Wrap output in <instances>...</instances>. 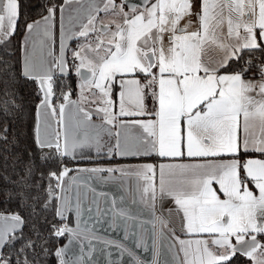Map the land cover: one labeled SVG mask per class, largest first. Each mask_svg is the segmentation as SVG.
I'll list each match as a JSON object with an SVG mask.
<instances>
[{"label": "snow or ice", "instance_id": "1", "mask_svg": "<svg viewBox=\"0 0 264 264\" xmlns=\"http://www.w3.org/2000/svg\"><path fill=\"white\" fill-rule=\"evenodd\" d=\"M45 10L27 22L19 0H0V44L23 24L22 74L40 95L35 142L61 165L49 173L56 188L73 171L65 158L93 146L99 155L107 133L116 140L109 157L169 161L131 174L153 207L170 199L181 214L182 264H264V159L251 155L264 157V0H50ZM73 77L75 90L65 83ZM47 195L44 208L62 199L51 184ZM56 215L66 220L61 207ZM0 221L2 249L24 219ZM167 226L161 220V235ZM65 233L76 235L53 225L54 236Z\"/></svg>", "mask_w": 264, "mask_h": 264}, {"label": "trees", "instance_id": "2", "mask_svg": "<svg viewBox=\"0 0 264 264\" xmlns=\"http://www.w3.org/2000/svg\"><path fill=\"white\" fill-rule=\"evenodd\" d=\"M19 3L21 19L31 22L46 14L50 0ZM24 34L21 24L16 35L0 44V213L19 214L24 219L17 232L19 238L7 244L0 257L9 259L11 264H23L25 258L29 264H60L55 253L64 244L65 236L52 233L53 225L61 227L64 220L56 215L58 200H52L47 208L43 204L50 184L58 195L57 182L49 179V173L59 174L61 165L42 158L48 150L42 151L35 142L40 95L37 82L22 74ZM65 83H72L75 90V77L72 81L65 79ZM146 103L152 106L151 99ZM70 160L65 158L64 166ZM28 241L33 242L32 248L25 246Z\"/></svg>", "mask_w": 264, "mask_h": 264}, {"label": "crops", "instance_id": "3", "mask_svg": "<svg viewBox=\"0 0 264 264\" xmlns=\"http://www.w3.org/2000/svg\"><path fill=\"white\" fill-rule=\"evenodd\" d=\"M72 7L75 8L76 5ZM68 15L69 13L66 12V22ZM58 33L59 26L57 27V35ZM24 41L25 34L22 42V61H24L25 55ZM95 122L99 123L98 120ZM107 136V133L101 135L102 151L99 155L95 146L84 148L82 156L81 150H77V159L70 168L73 171H70L64 179V191L61 192L60 189L58 191V195L62 198L58 201L59 207L64 213H67L68 210L73 219L72 227L77 234L74 239L77 248L81 247L80 251L78 250L80 252V255L78 254L81 259L80 264H125V262H121L120 255L110 247L91 243L89 234L108 235L112 243H118L122 246H124L123 242L137 243V247L144 252L145 244L151 243V227L154 226L150 220L154 218L157 221L155 226L156 250L159 249L161 253L163 252L162 258L163 262L165 261L163 264H182L183 252L180 251L176 237L180 239H188L189 237L182 231L181 214L176 211V206L170 199L157 200L153 207L150 200L141 196L140 190L144 185V180L131 174L145 164L158 166L169 161L155 154L127 157L117 155L116 160L110 159L106 154L105 140ZM115 142L114 139V144ZM251 155L254 158L264 159L259 153ZM182 162L190 161L185 157ZM93 168H123L130 174L78 171V169L90 170ZM158 179L157 169V183ZM110 188L114 191L109 190ZM116 193H119V197L115 199L113 195ZM161 220L168 225L163 228V235H161ZM67 252L69 251H64L65 262L70 264Z\"/></svg>", "mask_w": 264, "mask_h": 264}, {"label": "water", "instance_id": "4", "mask_svg": "<svg viewBox=\"0 0 264 264\" xmlns=\"http://www.w3.org/2000/svg\"><path fill=\"white\" fill-rule=\"evenodd\" d=\"M111 189L112 188H110L109 190ZM113 196L116 199L119 197V193H116ZM150 221L151 223H153V226H154V227H151V243L145 244L146 248L144 252L137 247V243L130 244V243L123 242L124 246L118 243H112V241L110 240L111 238L108 235L100 236V235H97L96 233H90L89 241L91 243H95L99 245L101 244V245H104L105 247H110V249H113L120 255L121 262H125V264H163L165 262V261L163 262V258H162L163 255L161 252L158 253V251L156 250V238H157L156 230H155V226L157 224L156 218ZM99 238L102 240L100 241ZM65 245L66 244L61 246V248H63L64 250H65ZM80 249L81 247L78 248L79 251ZM79 251H78V254L80 255ZM66 264H69V263H66Z\"/></svg>", "mask_w": 264, "mask_h": 264}, {"label": "flooded vegetation", "instance_id": "5", "mask_svg": "<svg viewBox=\"0 0 264 264\" xmlns=\"http://www.w3.org/2000/svg\"><path fill=\"white\" fill-rule=\"evenodd\" d=\"M114 139H115L114 136H112V137L107 136V138L105 140V145L107 147L110 145H113ZM106 151H107V148H106ZM116 158H117V155H115V154L110 157V159H113V160H116ZM74 162H75V160L71 159L69 163L67 162V167L71 168ZM58 207H59V204H58ZM64 215L66 216V220H64V223L62 226H64L66 224L68 227L74 229L72 227V224H73L72 220L73 219L71 217V214L68 213V210H67V213L66 212L64 213ZM64 236H65L64 244H66L65 245V251H69V252H67L68 253L67 255H68V259H69L70 264H80L81 259H80V256L78 255V248L76 245L77 243L75 242V239H74L77 236V234L72 236V235H69L68 233H65ZM79 236H81V235H79ZM69 241H71V243ZM159 252H160V250L158 249V253ZM1 253H2V251H0V255H1ZM69 254H71V255H69ZM63 259L65 260V257H63Z\"/></svg>", "mask_w": 264, "mask_h": 264}, {"label": "rangeland", "instance_id": "6", "mask_svg": "<svg viewBox=\"0 0 264 264\" xmlns=\"http://www.w3.org/2000/svg\"><path fill=\"white\" fill-rule=\"evenodd\" d=\"M73 98H75V96H74ZM0 215H12V214H4V213H0ZM10 223H11V222H8V225H10ZM4 226H6V225H5V222L0 221V227H4Z\"/></svg>", "mask_w": 264, "mask_h": 264}]
</instances>
